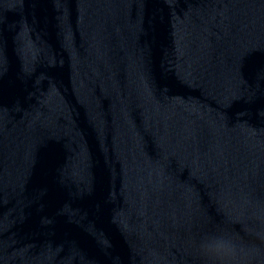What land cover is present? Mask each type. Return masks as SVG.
<instances>
[{
  "label": "water",
  "instance_id": "water-1",
  "mask_svg": "<svg viewBox=\"0 0 264 264\" xmlns=\"http://www.w3.org/2000/svg\"><path fill=\"white\" fill-rule=\"evenodd\" d=\"M0 264H264V0H0Z\"/></svg>",
  "mask_w": 264,
  "mask_h": 264
},
{
  "label": "clouds",
  "instance_id": "clouds-1",
  "mask_svg": "<svg viewBox=\"0 0 264 264\" xmlns=\"http://www.w3.org/2000/svg\"><path fill=\"white\" fill-rule=\"evenodd\" d=\"M202 250L216 258L226 261L232 259L236 255V249L232 243L225 238H217L211 243H204L201 245Z\"/></svg>",
  "mask_w": 264,
  "mask_h": 264
}]
</instances>
